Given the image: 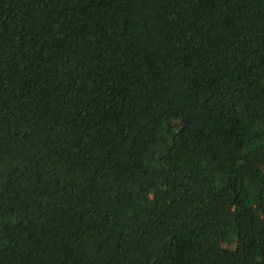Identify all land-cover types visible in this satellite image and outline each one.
<instances>
[{
  "label": "trees",
  "instance_id": "trees-1",
  "mask_svg": "<svg viewBox=\"0 0 264 264\" xmlns=\"http://www.w3.org/2000/svg\"><path fill=\"white\" fill-rule=\"evenodd\" d=\"M0 264H264V0H0Z\"/></svg>",
  "mask_w": 264,
  "mask_h": 264
},
{
  "label": "rangeland",
  "instance_id": "rangeland-1",
  "mask_svg": "<svg viewBox=\"0 0 264 264\" xmlns=\"http://www.w3.org/2000/svg\"><path fill=\"white\" fill-rule=\"evenodd\" d=\"M221 246L224 248V247H227L229 245L227 243H222Z\"/></svg>",
  "mask_w": 264,
  "mask_h": 264
}]
</instances>
